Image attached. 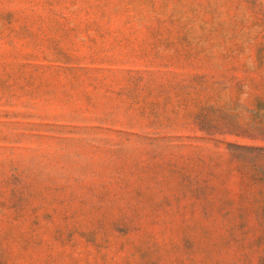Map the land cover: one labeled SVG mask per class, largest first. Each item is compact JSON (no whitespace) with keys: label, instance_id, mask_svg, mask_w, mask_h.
Returning a JSON list of instances; mask_svg holds the SVG:
<instances>
[{"label":"rangeland","instance_id":"1","mask_svg":"<svg viewBox=\"0 0 264 264\" xmlns=\"http://www.w3.org/2000/svg\"><path fill=\"white\" fill-rule=\"evenodd\" d=\"M0 264H264V0H0Z\"/></svg>","mask_w":264,"mask_h":264}]
</instances>
